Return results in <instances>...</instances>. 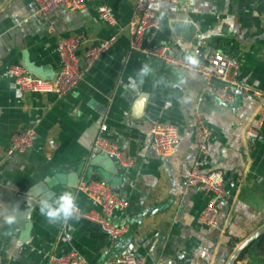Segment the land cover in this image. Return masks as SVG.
<instances>
[{
	"label": "crops",
	"instance_id": "0c3cea01",
	"mask_svg": "<svg viewBox=\"0 0 264 264\" xmlns=\"http://www.w3.org/2000/svg\"><path fill=\"white\" fill-rule=\"evenodd\" d=\"M136 2L86 0L77 10L39 15L37 0H0V205L16 206L30 187L46 181L44 194L69 190L81 210L99 209L78 185L104 179L125 202L111 221L130 226L114 239L83 216L68 225L49 224L39 212L43 194L24 226L20 222L16 238L4 235L7 226L0 219L3 264H46L52 254L70 251L86 264H116V257L127 254L145 256L146 264H195L199 258L227 264L237 246L264 226V126H257L261 99L237 93L234 102H224L205 90L206 80L197 71L183 90L155 86L156 77L175 81L186 68L131 48L128 26ZM102 4L114 25L99 14ZM154 8L161 26L146 31L143 47L171 44L182 55L184 48L202 52L210 47L239 63L237 80L264 93V0H191L187 7L159 2ZM79 33L93 42H113L65 95L23 93L10 67L21 64L34 76L53 80L61 68L59 41ZM143 62L156 69V77L145 78L137 94L129 77ZM188 93L192 102L181 104L177 98ZM197 111L210 131L205 152L194 137ZM156 123L179 129L180 141L170 154L160 155L152 146ZM25 127L36 131L33 147L8 154L11 134ZM251 129L258 135L251 136ZM99 135L125 150L133 164L121 167L94 150ZM193 168L225 175L227 192L216 226L200 220L212 193L188 184ZM263 258L258 242L237 264H264Z\"/></svg>",
	"mask_w": 264,
	"mask_h": 264
},
{
	"label": "built area",
	"instance_id": "2783aa9c",
	"mask_svg": "<svg viewBox=\"0 0 264 264\" xmlns=\"http://www.w3.org/2000/svg\"><path fill=\"white\" fill-rule=\"evenodd\" d=\"M37 14L46 15L60 8L77 10L82 8L86 0H37ZM159 2H169L187 7L191 0H137L134 6L132 19L128 26L130 44L132 49L143 50L153 57L177 68H187L183 55L174 45H160L154 48L143 47L144 35L149 29H159L161 26L154 5ZM99 14L110 25L115 24V18L105 4L97 7ZM113 40H100L93 42L87 33L74 34L59 41L58 50L61 59V68L53 80L43 79L31 74L21 64H13L10 73L15 83L23 93H56L63 96L72 90L99 61L103 54L111 47ZM201 45L202 42L198 41ZM200 57V65L196 70L206 80L205 90L218 99L232 103L236 100L237 93H249L258 96L261 109L258 118V129L264 126V93L251 90L235 78V70L239 63L220 51L206 47L202 52H196ZM258 129H251V136L258 135ZM152 146L160 155L170 154L180 141L179 129L176 125L156 123L151 128ZM36 131L32 127H25L13 132L10 136L8 154L24 152L33 147ZM210 131L204 121L201 111L195 115L194 137L197 147L205 152L209 141ZM94 150L111 154L117 157L121 167L133 164V158L116 143L102 135L97 136L93 142ZM188 184L200 190L211 192L212 196L200 214V220L209 226H216L219 222L220 203L226 195V180L222 171L200 172L193 168L187 178ZM78 189L91 198L99 209L83 211L80 216L97 222L112 238L123 236L130 229L128 223L115 224L110 216L115 210L125 206L124 200L115 188L104 179H93L81 182ZM114 263L146 264L147 258L141 255L127 254L114 259ZM0 264H3L0 261ZM46 264H86L85 259L77 252L70 251L58 256L52 254ZM195 264H207L199 258Z\"/></svg>",
	"mask_w": 264,
	"mask_h": 264
},
{
	"label": "clouds",
	"instance_id": "9594fccd",
	"mask_svg": "<svg viewBox=\"0 0 264 264\" xmlns=\"http://www.w3.org/2000/svg\"><path fill=\"white\" fill-rule=\"evenodd\" d=\"M155 7L159 8V5ZM162 18L163 13H161ZM183 51V61L187 68L181 69L177 73L175 81H169L164 76L156 77V69L149 62H143L134 76L129 77L130 89L139 94L140 86L144 84L145 78L151 76L156 77L154 81L155 86L163 85L166 88L170 87L172 89L183 90L185 84L188 82V76H191L193 79L196 78V70L200 65V59L195 51L189 50L188 48H184ZM193 98V94L188 93L177 99L181 104H188L192 102ZM138 103L140 102L138 101ZM77 199V195L69 190H64L58 195L56 193L46 192L39 201V212L49 224L68 225L69 221H78L80 219V209ZM0 219L7 226L4 235L16 238L20 232L18 206L0 205ZM17 243L19 244L18 240Z\"/></svg>",
	"mask_w": 264,
	"mask_h": 264
},
{
	"label": "water",
	"instance_id": "95a60500",
	"mask_svg": "<svg viewBox=\"0 0 264 264\" xmlns=\"http://www.w3.org/2000/svg\"><path fill=\"white\" fill-rule=\"evenodd\" d=\"M143 100L144 99L141 98L140 105L142 104ZM106 155H108L109 157L116 160V162H118V159L116 156L111 155V154H106ZM47 189H48V185L46 181H43V182L33 185L24 194L20 196L16 206H18L19 213H20V210L23 209V207H25L23 209V214L20 213L19 215L22 226H24L23 221L26 219V216L29 215L32 208L37 204L38 199L44 194L45 191H47ZM263 234H264V226H262L255 233H253L252 235L247 237L245 240H243L234 250L227 264H235L239 256L246 250V248H248L250 245L256 246L258 244L259 238Z\"/></svg>",
	"mask_w": 264,
	"mask_h": 264
},
{
	"label": "trees",
	"instance_id": "16d2710c",
	"mask_svg": "<svg viewBox=\"0 0 264 264\" xmlns=\"http://www.w3.org/2000/svg\"><path fill=\"white\" fill-rule=\"evenodd\" d=\"M252 246H249L248 248H246V250L239 256L238 260L243 259L244 255L251 249ZM259 247H261L262 249V253L264 254V234L259 238ZM264 260V258H263ZM237 261L235 264H237Z\"/></svg>",
	"mask_w": 264,
	"mask_h": 264
}]
</instances>
